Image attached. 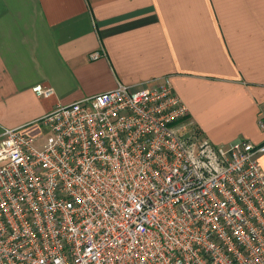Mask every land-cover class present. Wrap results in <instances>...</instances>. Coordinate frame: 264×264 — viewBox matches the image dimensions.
Instances as JSON below:
<instances>
[{"label": "built area", "instance_id": "obj_1", "mask_svg": "<svg viewBox=\"0 0 264 264\" xmlns=\"http://www.w3.org/2000/svg\"><path fill=\"white\" fill-rule=\"evenodd\" d=\"M188 116L165 77L57 105L47 137L5 129L0 264H264V144Z\"/></svg>", "mask_w": 264, "mask_h": 264}, {"label": "crops", "instance_id": "obj_2", "mask_svg": "<svg viewBox=\"0 0 264 264\" xmlns=\"http://www.w3.org/2000/svg\"><path fill=\"white\" fill-rule=\"evenodd\" d=\"M165 77L211 142L264 144V0H0V141L47 130L59 104Z\"/></svg>", "mask_w": 264, "mask_h": 264}, {"label": "rangeland", "instance_id": "obj_3", "mask_svg": "<svg viewBox=\"0 0 264 264\" xmlns=\"http://www.w3.org/2000/svg\"><path fill=\"white\" fill-rule=\"evenodd\" d=\"M40 126V125H39ZM42 127L40 126V128L37 129V132L35 134H31V136H34V137H39L41 136L42 134H46L48 133L47 130H44V131H41ZM45 137H47V134L45 135ZM38 143V146L42 147V143H43V140H40L37 142Z\"/></svg>", "mask_w": 264, "mask_h": 264}]
</instances>
